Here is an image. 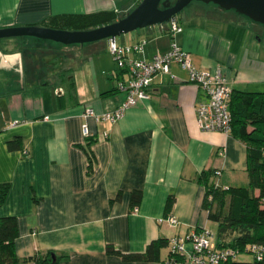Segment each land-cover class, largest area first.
I'll return each mask as SVG.
<instances>
[{"label":"crops","instance_id":"1","mask_svg":"<svg viewBox=\"0 0 264 264\" xmlns=\"http://www.w3.org/2000/svg\"><path fill=\"white\" fill-rule=\"evenodd\" d=\"M136 2L0 0V28L45 27L60 14L119 16ZM187 15L174 41L192 65L207 72L219 68L230 89L263 92L264 28L211 6ZM107 41L67 46L30 36L0 38V184H8L0 217L16 218L13 250L19 259L50 251L56 264H163L167 247L157 261L129 262L106 253L105 246L143 252L152 240L199 228L215 237L216 223L201 206L198 174L218 171L210 180L222 187L239 186L237 180L246 178L244 142L197 128L194 106L201 92L175 63L169 65L174 79L155 74L148 98L115 122L84 117L85 108L96 115L111 112L124 98L116 89L123 73ZM114 41L143 42L140 52L128 56L148 60L169 48L170 36L164 25H152ZM14 140L16 147L8 149ZM87 152L93 156L89 172ZM133 190L140 192L136 205L129 203ZM165 215L176 223H158ZM252 260L249 253L235 258Z\"/></svg>","mask_w":264,"mask_h":264},{"label":"trees","instance_id":"2","mask_svg":"<svg viewBox=\"0 0 264 264\" xmlns=\"http://www.w3.org/2000/svg\"><path fill=\"white\" fill-rule=\"evenodd\" d=\"M123 15L118 16L112 12L60 14L52 17L45 27L84 30L113 22ZM228 110L229 133L245 144L247 186H215L210 180L213 171L209 170L201 171L196 181L203 187L201 206L206 211L207 219L216 223V247L235 248L241 254L247 253L243 249L248 244H264V91L231 89ZM16 145L15 140L10 141L7 148L12 149ZM92 162L93 156L87 152L88 172L91 170ZM7 191L8 184H0V204ZM139 197L140 192L133 190L130 193V205H136ZM171 204L172 198H168L165 209H169ZM16 237V218L0 217V264H56L52 260L55 256L50 251L43 254L34 253L23 259L17 258L13 250V241ZM166 244L165 239L152 240L143 252L136 253H121L106 245L105 252L117 254L122 260L129 262L157 261L159 250L166 247ZM227 264H264V261L253 259L250 263H236L234 259Z\"/></svg>","mask_w":264,"mask_h":264},{"label":"built area","instance_id":"3","mask_svg":"<svg viewBox=\"0 0 264 264\" xmlns=\"http://www.w3.org/2000/svg\"><path fill=\"white\" fill-rule=\"evenodd\" d=\"M162 25L170 36L169 48L165 52L153 54L148 60L128 56L140 52L143 42L119 45L115 41H107V51L123 73V77L116 82V89L123 92L124 98L111 112L96 115L91 108H85L83 116L92 118L94 122H115L126 108L148 98L147 88L155 74H168L174 79L169 73V65L175 63L186 71L187 81L193 83L201 92L202 98L194 106L197 128L201 131L229 133L228 101L231 89L226 77L219 68L207 72L197 70L192 65L190 54L180 49L174 41L175 35L181 31L174 18ZM43 118L47 119V116ZM81 128L83 134H87L86 125L83 124ZM218 173L213 171L214 176ZM214 185L219 186L216 182ZM163 222L174 225L176 220L173 216L166 215L158 219V223ZM166 247L168 258L164 264H227L239 255L235 248L216 247L214 235L205 228L173 235L167 239ZM243 250L254 260L264 261V244H248Z\"/></svg>","mask_w":264,"mask_h":264},{"label":"water","instance_id":"4","mask_svg":"<svg viewBox=\"0 0 264 264\" xmlns=\"http://www.w3.org/2000/svg\"><path fill=\"white\" fill-rule=\"evenodd\" d=\"M211 3L222 10H232L264 26V0H139L122 17L113 22L84 30H62L40 26L0 28V38L30 36L62 45L83 44L129 33L146 26L169 22L190 2Z\"/></svg>","mask_w":264,"mask_h":264},{"label":"rangeland","instance_id":"5","mask_svg":"<svg viewBox=\"0 0 264 264\" xmlns=\"http://www.w3.org/2000/svg\"><path fill=\"white\" fill-rule=\"evenodd\" d=\"M169 1H171V2H173L174 0H169ZM205 6H211V7H214V8H216L217 10H220V11H222V12H230V13H234V14H236L234 11H232V10H228V11H226V10H222V9H220V8H218L217 6H215V5H213V4H211V3H208V4H204V3H199V2H196V1H192V2H190L188 5H186L179 13H177L175 16H174V19H175V21L178 23V25L179 26H181V25H184L185 23H182V22H184L187 18H190V16L189 15H187V14H190V13H192V12H197L198 10H200L201 8H205ZM185 15H187V16H185ZM189 16V17H188ZM244 18H246V17H244ZM247 20H249L248 18H246ZM196 20V19H195ZM193 21V22H196V21ZM250 21V23L252 24V25H256V26H258L259 28H264V26H262L261 24H259V23H256V22H252L251 20H249ZM162 25V24H161ZM118 37V36H117ZM253 37H256V39H259L258 38V36L255 34V35H253ZM252 37V38H253ZM233 41V40H232ZM234 43V42H233ZM235 44V46H236V42L234 43ZM70 45H74V44H70ZM67 46H69V45H67ZM260 48H262L263 50H264V41L262 42V46H260ZM240 51H242V49H240ZM259 52H261V51H259ZM258 56V55H257ZM260 56V55H259ZM247 89H249V88H247ZM44 119V118H43ZM245 175H243V178H241V180H237V183H239V184H237V185H239V186H247V176H246V178L244 177ZM236 186V185H235Z\"/></svg>","mask_w":264,"mask_h":264},{"label":"flooded vegetation","instance_id":"6","mask_svg":"<svg viewBox=\"0 0 264 264\" xmlns=\"http://www.w3.org/2000/svg\"><path fill=\"white\" fill-rule=\"evenodd\" d=\"M170 3H172V2L170 1Z\"/></svg>","mask_w":264,"mask_h":264}]
</instances>
